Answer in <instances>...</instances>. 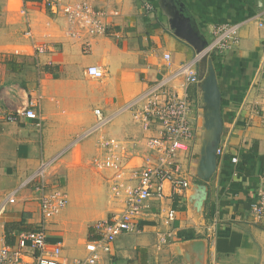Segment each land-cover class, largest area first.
<instances>
[{"label":"crops","instance_id":"0c3cea01","mask_svg":"<svg viewBox=\"0 0 264 264\" xmlns=\"http://www.w3.org/2000/svg\"><path fill=\"white\" fill-rule=\"evenodd\" d=\"M59 1H86L107 10L108 32L92 37V50L84 53L80 41L65 36V17L49 10L46 0H4L9 32L0 33V53L17 61L18 75L7 78L12 68L4 64L0 166L8 192L19 191L17 201L5 212L1 234L5 235L4 226L10 220H22L30 228L36 225L38 194L23 183L43 160L55 159L47 180L67 192L69 203L48 223V238L62 243L69 259L84 258L86 240L93 236L91 225L121 207L111 191L114 170L100 167L94 171L88 165L102 157L101 138L141 139L142 144L144 138L156 134L157 126L142 128L131 105H141L162 79L182 93L184 75H174L183 63L196 59L200 80L186 87L195 102L191 112L195 136L191 149L178 156L189 187L174 196L167 187L164 199L150 200L146 216L139 220L140 229L117 237L111 252L102 253L97 264H264V224L250 211L258 189L264 186V0ZM147 3L152 9L144 7ZM22 6L35 39L55 42V51L35 56L23 33ZM219 23L238 25L240 42L221 54L201 53ZM204 41L206 45L198 50ZM204 56L202 66L207 69L211 58L222 94L223 130L218 147L224 149L222 155L216 152L217 168L207 179L199 173L202 149L211 134L205 126L207 106L200 84ZM29 61L32 75L26 72ZM90 65L101 66L104 76L89 75ZM30 98L39 101L41 126L24 116L7 119ZM96 108L106 121H97L95 128ZM85 133L73 143L75 135ZM141 164L142 156L128 159L126 174ZM166 207L176 211L170 225L163 222L161 208ZM91 219L93 223L85 226ZM161 235H166L165 243L160 242Z\"/></svg>","mask_w":264,"mask_h":264},{"label":"built area","instance_id":"2783aa9c","mask_svg":"<svg viewBox=\"0 0 264 264\" xmlns=\"http://www.w3.org/2000/svg\"><path fill=\"white\" fill-rule=\"evenodd\" d=\"M46 7L53 13H61L67 23L65 36L81 42L82 52L92 50L91 38L106 34L108 23L107 10L95 7L90 2L80 1L69 4L59 0H46ZM147 10L152 9L145 4ZM21 12L26 16L24 35L30 40L35 56L56 50L57 45L51 41H37L32 25L27 16V9L22 6ZM118 13V11H114ZM212 39L201 53H224L240 42L239 27L236 24L219 23L212 29ZM169 59L170 55L165 54ZM196 59L183 63L174 76L184 75L181 93L168 80L157 81L145 95L144 102L131 105L134 118L144 130L157 126L156 134L131 142L115 137H102L99 142L102 157L95 158V165L99 168L114 170L110 177L113 198L117 199L121 207L113 211L106 219L95 221L92 227L93 236L86 240L87 255L82 259H69L63 254L60 242L52 243L48 238V223L64 210L69 198L67 192L60 187H52L48 182V168L55 159L43 160L37 171L31 174L23 186H30L37 192L39 203V217L36 225L30 229H14L10 232L14 243L8 244L5 235L0 236V264H97L102 253H110L112 243L121 234L138 231L139 220L146 216L150 208V200H162L169 187L170 194H182L189 187V180L181 173L178 161L180 152L191 149V142L195 136L191 112L194 100L186 92L190 83L199 82L196 69ZM87 73L96 78L104 76V69L99 65L87 67ZM38 99L30 98L27 104L14 113H9L7 119L16 121L24 116L42 125V116L38 110ZM100 123L106 121L100 108L94 109ZM264 123V114L262 115ZM217 154L222 155L224 149L219 146ZM142 156L143 164L131 167L130 174H126V161ZM236 162L237 157H232ZM19 188L9 193L0 205V218L7 211L8 206L17 201ZM253 218L264 224V186L259 188L250 206ZM164 215L163 222L170 225L176 219V211L171 207L161 208ZM1 225V224H0ZM5 227V226H4ZM172 232H168L171 234ZM160 242H166V235L160 236Z\"/></svg>","mask_w":264,"mask_h":264},{"label":"water","instance_id":"95a60500","mask_svg":"<svg viewBox=\"0 0 264 264\" xmlns=\"http://www.w3.org/2000/svg\"><path fill=\"white\" fill-rule=\"evenodd\" d=\"M182 17L187 19L183 14ZM191 41V40H190ZM195 42V41H192ZM207 41L198 48L201 50ZM207 56H204L201 61L200 74L204 75L201 80V90L203 102L207 106L205 118V126L210 130V139H208L202 149L201 157L199 160V173L204 179L209 178L217 168V155L216 150L220 143V136L223 130V120L221 114V99L222 94L218 84L217 74L211 58H208V66L204 68L202 63L206 62ZM201 77V76H200Z\"/></svg>","mask_w":264,"mask_h":264},{"label":"rangeland","instance_id":"374dc122","mask_svg":"<svg viewBox=\"0 0 264 264\" xmlns=\"http://www.w3.org/2000/svg\"><path fill=\"white\" fill-rule=\"evenodd\" d=\"M5 15H6V11H5V7H4V0H0V33H2L3 34V32H9V30L7 29V27H6V17H5ZM8 26V25H7ZM8 28H10V27H8ZM1 34V35H2ZM12 57V56H11ZM6 58V59H5ZM11 60V58H10V56L7 58L6 56H5V54L4 53H0V82H1V80L3 81V78H4V76H5V73L7 72L6 71V67L4 66V64L5 63H7L8 61H10ZM30 62V63H29ZM28 62V67H26V72H28L30 75H32V73H33V65H32V63H31V61H29ZM18 73V71H15V70H11V69H9V71H8V76H7V78H12V79H14L15 77H16V75H18L17 74ZM3 85L4 84H2V82H1V85H0V93L2 92V88H3ZM95 123H96V125H95V128H96V126H97V121H99L98 119H97V117H96V119H95ZM94 128V129H95ZM94 129H92V130H94ZM98 129V128H97ZM96 132V131H95ZM86 134L87 133H85V134H82V135H75V137H73V143L75 144V143H77L78 141H80L81 139H83L85 136H86ZM88 165H89V168H91V169H93L94 171L95 170H97V171H100V169H99V167L98 166H96V165H94L92 162H88ZM98 167V168H97ZM53 171V170H52ZM56 171H54L53 172V175L55 176V177H57L56 175H58L57 174V172H56V174H54ZM52 173V172H51ZM51 173H50V175H51ZM4 176H6V175H4V173H3V167H1L0 166V205H1V203L3 202V201H5L6 200V198H7V196L9 195V190H8V188L5 186V177ZM69 191H70V187H69ZM73 208V205H72V207H71V209ZM5 217H7V213H4L3 214V216H2V218H0V224L2 225L3 223H4V218ZM91 223H93V220L91 219V220H89V221H86V223H85V226H88L89 224H91ZM1 225H0V236H1Z\"/></svg>","mask_w":264,"mask_h":264},{"label":"trees","instance_id":"16d2710c","mask_svg":"<svg viewBox=\"0 0 264 264\" xmlns=\"http://www.w3.org/2000/svg\"><path fill=\"white\" fill-rule=\"evenodd\" d=\"M12 70H16L15 64H17V61L13 58H11L10 61L7 62ZM14 229H30V226L27 223H24L22 220H10L5 223V237L8 244H13L14 240L13 237L10 235V232Z\"/></svg>","mask_w":264,"mask_h":264}]
</instances>
